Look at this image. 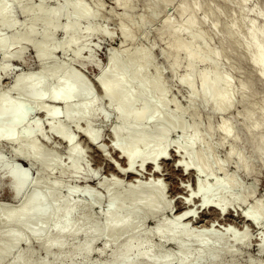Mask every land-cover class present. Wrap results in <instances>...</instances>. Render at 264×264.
<instances>
[{"label":"bare ground","instance_id":"6f19581e","mask_svg":"<svg viewBox=\"0 0 264 264\" xmlns=\"http://www.w3.org/2000/svg\"><path fill=\"white\" fill-rule=\"evenodd\" d=\"M31 1L33 0H0L2 61L6 62L9 50L26 49L30 37L36 34L38 24H42L44 29L42 40L33 45L37 72L20 74L15 78L11 90L18 94V99L14 100L0 93V141L8 140L13 147V156L31 163L39 171H54L57 168V158L43 153L42 148L33 140L35 134H42L40 126L27 121L30 120L32 111L39 109L43 102L49 100L61 103L62 112L51 107L41 108L40 111L49 122L51 132L66 145L69 159L75 156L78 148L76 138L69 134L68 127L73 124L79 128L82 122L91 124L88 120L98 113V100H95L90 87L75 71L65 65L49 68L47 60L54 51L66 54L74 46L75 39L81 32L80 19L90 22L87 32L82 34H92L95 12L89 7H83L82 0H63V4H56L51 9L45 8L42 3L33 4ZM24 2L30 3L21 9L26 19L23 30L21 33L14 30L12 36L5 37L2 34L4 26L8 27L5 29L17 26L13 20L7 21L10 19L12 5L20 7ZM114 2L123 7L120 20L128 19L127 12L133 9L132 1ZM152 2L151 8L155 13L157 4ZM221 2L233 4L239 16L222 12ZM248 2L249 0H212V3L205 4L199 0H182L176 6L181 24L174 26L170 17L162 20L159 37L169 39L162 57L166 62L171 60L168 64L170 72L174 75L182 60L187 63L186 71L179 78L180 87L188 91L186 108L180 107L174 99H167L170 91L162 81L158 69L153 77L148 76V65L153 62L150 53L140 48L130 51L126 46L134 41V29L142 28L145 17L128 19L130 26L121 24L118 33L123 43L109 53L108 61L96 81L109 111L115 115L114 124L109 128L112 149L124 162L123 166L108 157L104 153L106 150H102L104 148L98 150L115 173L112 172L114 175L111 182L105 187L107 205L101 214L103 223H97L91 212L103 203L102 199L91 195L88 203L81 204L74 200V189H69L67 196L62 199L59 196L60 186L50 184L41 177L22 193L15 208L0 210L4 211L0 220V264H36L30 245L26 251L18 250L21 243H30L31 239L42 242L43 251L50 256L49 261L67 260L61 263L76 264L75 258L80 257L82 260L78 264H91L88 258L95 240L104 237L109 238L107 242H112L123 236L124 240H119L106 264H235V246L247 248L250 245V231L264 232V204L253 200L252 193L241 190L235 177L227 172L226 162L217 158L216 148L209 141L214 129L209 124L207 134H202L201 124L198 122L199 111L197 112L195 105L199 103L212 114L222 113L234 105L235 93H238L239 100L244 105L243 136L233 133L229 120L224 121L217 130L223 135V142L229 139L233 143L226 153L227 161L236 158L237 170L251 172L250 163L239 147L243 141L253 150L252 156L264 160V104L255 112L254 106L247 103V98L255 93V83L251 77H247L235 89L230 74L221 63L222 58L231 53L245 56L244 61L252 67L257 81L264 84V9H246ZM67 7H70L69 14L66 13ZM224 15L228 16L227 23L223 20ZM248 15L253 17L246 25L244 17ZM64 16L67 18L66 22L60 27L59 22ZM59 28L63 35L68 36L62 44L54 43L52 38L53 32ZM209 31L218 35L219 46L213 45ZM74 58H81L79 52L74 53ZM199 63H209V66L199 71ZM27 97L28 100L25 99ZM76 98L80 100L74 102ZM171 105L175 106V110L169 109ZM186 114L193 119L190 124L185 120ZM100 118H108L107 113ZM86 125L81 134L89 139L92 133L88 126L86 129ZM176 131L181 136L172 142L169 138ZM100 138H97V143ZM90 142L93 146L92 141ZM173 144L176 150L173 152L176 157L174 168L183 173L189 172L194 177L193 189L189 185H180L186 191V196H176L177 200H181L182 206L174 214L172 202L165 199V189L161 185L165 174L161 175L162 168L160 169V161L169 160L168 150ZM147 170L150 171L148 174ZM220 171L224 178L213 179L209 184L207 179H212ZM25 177L24 173L23 178ZM126 178L129 182L124 188L122 183L127 181ZM85 191L92 193L89 188H85ZM233 208L241 219L240 232L234 231L235 228L231 227L233 224H225L226 227L222 228L217 222L207 221L202 226H195L202 209H213L218 218L228 211H234ZM78 210L82 211L80 216H77ZM165 214L173 216L169 219L163 216ZM158 215L160 220L154 229L143 234L146 221H154ZM218 230H224L232 240L215 236ZM47 236L51 238L45 239ZM81 236L85 237V241L64 254L66 239ZM153 239L161 243V248L155 246ZM164 244L174 247L175 252L171 254L163 251ZM54 249L57 253L51 255ZM258 252L264 253V234L261 235Z\"/></svg>","mask_w":264,"mask_h":264},{"label":"rangeland","instance_id":"374dc122","mask_svg":"<svg viewBox=\"0 0 264 264\" xmlns=\"http://www.w3.org/2000/svg\"><path fill=\"white\" fill-rule=\"evenodd\" d=\"M131 1L133 9L127 12L128 19L135 20L140 16H144L145 22L143 23L141 29H134V43H127L126 46L130 49V51H136L138 48H140L147 50V52L150 53L153 62L148 65V76L153 77L156 74V70L158 69L159 73L161 74L162 81L167 85L170 91L167 99L169 101L174 99L180 107L186 108L188 106L186 102L188 91L186 88L180 87L179 78L186 71L187 63L182 60L180 63V67L175 71V74L172 75L168 68V64L169 62H171V60L166 62V60L162 57V51L168 45L169 39L167 37L160 39L159 37V29L161 28L162 20L165 17H170L173 21L174 26H178L181 24V18L176 11V6L179 5L182 0ZM152 1L157 4V10L155 11V13L151 8V4L153 3ZM199 1L205 4L212 3V0ZM63 2V0L31 1V3L33 4L42 3L43 6L47 9L54 8L56 4H63ZM28 3L30 2H24L20 7L12 5L11 14L9 16L10 19H8L7 17L6 20H13L14 22H16L17 26H15L14 29H5L8 27L4 26L2 28V34H4L5 37L12 36L15 32L21 33V31L23 30V24L26 21L21 9L22 7L27 6ZM220 4L222 12H226L227 14L228 12H231L234 17L239 16V13L235 10V6L233 4L230 5L224 2H221ZM82 5L83 7L91 8L95 12V17L92 23L94 32H92V34H82L84 32H87L86 29L89 27L90 22L84 19H80L81 32L76 37L74 46L66 54H62L60 51H54L47 60V67L54 68L59 65H65L66 68H69L70 70H73L78 75H80L92 90L95 100H98L96 102V105L98 107L97 110L99 109L97 112L101 113L98 114L96 112L97 114H95L92 119L88 120V122L90 121L91 124L82 122L80 123L79 128H77L73 124L68 127L69 134L75 136L78 147L74 154L75 156L72 159H69L66 145L58 138H56L53 132H51L49 128V122L40 111L41 108L51 107L62 112L61 103L47 100L40 105L39 109H34L32 111V114L29 117L30 120L28 119L27 122L37 124L42 130V134H35L33 140L42 148L43 153H45L46 155L52 154L57 158V168L54 171H39L31 163L24 162L20 158L13 156V147L10 145L8 140H1L0 210L2 208V210L12 209V207L15 208V206H17L20 202L22 193L27 191L30 186H32L33 183H35L38 179L44 177L45 179H47L48 183L60 186L59 196L62 199L67 196V192L69 189H74L76 191L74 194V200L80 202L81 204L88 203L91 199V195H95L102 199L103 203L97 205L96 208L92 209L91 212L93 219L97 223H103V217L101 214L103 213L104 206L107 205L105 204V201L107 199V191L105 187L106 184H110L111 178L115 173L111 169L109 163H106V161L102 159V154L98 150L104 148L102 150H106L104 153L108 155V157L121 163L123 166L124 162L118 157V154L114 152V149H112V134L110 132V127H112V125L114 124L115 115L109 111V106L107 105L106 100L103 99L102 91L99 89L96 81L101 73L102 67L106 65L108 61L109 53L119 48V46L123 43V39L118 33L121 24L123 23L127 26H130L131 23L130 21H128V19H125L124 21L120 20L119 15L123 13V7L117 5L114 0H82ZM252 7L263 10L264 0H249L246 9H250ZM66 13H70V7L66 8ZM252 17V15L245 16L244 23L248 25ZM66 19V16L61 18L59 22L60 27L65 24ZM227 19L228 16L224 15L223 20H225V23L228 22L229 19ZM43 30V25L38 24L36 26V34L30 37L26 49L21 50L13 48L9 50L7 52L6 62L2 61V59L0 58V93L5 94L6 96L14 100L18 99V94L11 90V86L15 78L20 74H31L37 72L38 65L35 61V50L33 48V45L42 40ZM209 33L210 35H212L213 45L215 47L219 46L218 35L213 31H209ZM67 37V35H63L61 28H59L58 31L53 32L52 36L53 41L56 44H62ZM75 52H79V55L81 56L80 59L74 58ZM244 58L245 56H240L238 53H231L227 57H223L221 63L223 64L224 70L228 74H230L235 89L240 84V81H242L244 78L251 77L253 79L255 83V93L253 94V96L247 98V103L252 104L254 106L253 108L255 112H257L258 108L262 104H264V84L261 81H257L255 72L252 70V67L248 64V62L246 60L244 61ZM208 66L209 63H199L197 65V70L200 71L206 69V67ZM235 98L236 101L234 105L228 111L216 114H212V112L202 108L201 105L197 103L195 106L197 112L199 111L198 122L201 124L202 134L204 135L207 134L208 125H212L214 134L211 137L209 136V141L216 148L217 158L221 161L226 162L225 165L227 172L235 177L237 183L241 186V190L245 191L246 193H252L253 200L256 199L257 203L260 202L264 204V160L260 159L258 156H252L253 150L248 145H245L244 141L240 142L239 147L242 149L243 155L248 159V162L250 163L251 172L245 173L243 170H237L236 167L238 159L232 158L227 161L226 158V153L229 148L233 146V143L229 139L223 142V135H221L217 131L218 127L224 121L229 120L232 124L233 133L235 135L243 136L244 126L242 123V112L244 110V105L240 102L238 93H235ZM25 99L28 100V97ZM79 100V98H76L73 101L78 102ZM169 109L175 110V106L171 105ZM106 113L108 118L102 120V118L100 117L103 114L106 115ZM97 115H99V117ZM185 120L188 124L193 121L189 114H186ZM83 124H87L86 129H88L89 127L88 130L91 131L92 134H90L92 138H90L91 136L89 135V139H86L81 134L83 128L85 130V125ZM140 128L144 129L148 127ZM94 129L102 130L95 131ZM79 131L81 132L79 133ZM98 132H100V134H98ZM262 132H264V129L262 130ZM93 133H95L96 136L101 137L98 140L99 143H97V138L99 137H96ZM180 136L181 133L179 131H176L171 134L169 140L175 142L180 138ZM90 141H92L93 146L92 144H89L91 143ZM94 143L96 144L94 145ZM99 144H101V146H99ZM174 150L175 148L173 144L168 150L169 160L165 162L160 161V169L162 168L161 175L165 174L162 176L163 180L161 182V185L165 189V199L169 202H172L171 208L174 209L172 212L173 214L182 206L180 202L181 200H177L178 198L176 196L181 194H183L181 196H186V191L184 190V188L182 189V186L180 185H189L191 186V189H193L194 187V177L192 174H189V172L183 173L178 170V168H174V160L176 159L175 154L173 153ZM148 171L149 170L146 171L147 174L150 172ZM24 173L26 174L25 178H23ZM147 174L146 176L149 177ZM223 178L224 174L220 171L216 173L215 176L212 177V179H207V182L210 184L213 179L222 180ZM125 181V183H122V186L124 188L129 180L126 178ZM85 188H89L92 193L88 194L85 191ZM236 192L237 191H234V193ZM233 209L234 211H228L229 213L227 212V214L223 215V217L218 218L217 213L213 211V209H207L205 211L202 209L201 215L199 216V222L195 223V226H202L205 223H208L207 221L217 222L218 225H221L220 227L223 226L222 228L226 227L225 224H227L228 226H231L233 224L231 227L235 228L234 231L240 232V227H242V224L241 222H239V220L241 221V219H239V216H237V210L235 208ZM3 213L4 211H0V220ZM81 213L82 211L78 210L77 216H80ZM163 216H167L169 219H171L173 215L171 214L168 216V214H165ZM212 218H215L216 220ZM159 220L160 216L158 215L154 219V221H146L143 226V234L153 230ZM221 222L222 224H220ZM227 222L230 224H228ZM250 229L253 230L252 228ZM260 233L264 234L263 231H250V245L247 248L235 246V264L264 263V253L260 254L258 252V244H260L262 235ZM215 236L221 238H229V240H232L230 235L224 230H218L217 235ZM48 238H51V236H47L45 239ZM124 238L125 237L123 236L121 239H118L116 241L113 240L112 242H107L109 238L104 237L95 240L91 246V254L88 258L89 262L91 264L108 263L111 259L110 254L116 247V244L119 242V240H124ZM84 241L85 237L82 236L78 238L69 237L68 239H66V245L63 248L64 254L68 253L73 246L82 244ZM153 242L155 246H160L161 248V243L158 240L153 239ZM29 245L31 247V250L35 254L36 264H46L47 262H49L48 264H62L61 262L63 261L67 262V260H62L59 262L49 261L50 256H47L43 251L42 242H37L32 239L30 240V243H21L18 250L26 251L30 248ZM168 245L169 244H164L162 246L163 251H166L167 253L169 252L171 254L174 253V247ZM56 253L57 250L54 249L51 255H54ZM81 260L82 259L80 257L75 258V263H81Z\"/></svg>","mask_w":264,"mask_h":264}]
</instances>
